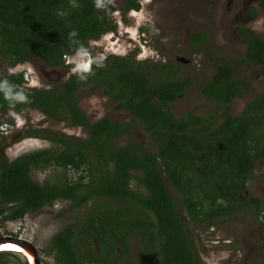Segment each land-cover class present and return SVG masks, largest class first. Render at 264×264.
<instances>
[{"label":"trees","instance_id":"16d2710c","mask_svg":"<svg viewBox=\"0 0 264 264\" xmlns=\"http://www.w3.org/2000/svg\"><path fill=\"white\" fill-rule=\"evenodd\" d=\"M257 5L264 11V0ZM139 6V0H121L119 11L125 14ZM115 25L109 10L98 12L97 0H0V69L36 56L49 68L68 70L71 64L64 55L87 49L89 40ZM235 30L245 44L244 56L234 64L215 61L214 73L200 90L215 108L204 115L187 111L176 117L171 112L169 103L182 97L192 83L189 76L179 75L178 61L147 65L130 54L104 58L92 54L87 72L71 73L49 87L25 85L23 69L4 70L0 111L36 109L48 119L80 127L87 137L37 130L32 135L53 144L10 161L0 157V220L22 218L56 201H68L75 209L107 200L102 209L93 205L84 223L73 221L53 235L51 250L57 264H95L105 254L118 264L116 248L126 252L133 235L144 240L145 246L138 250L145 264H199L173 189L196 228H209L216 219L238 212H255L264 222V198L246 191L254 172L264 178V163L260 166L264 91L239 112L233 111L234 100L253 89L250 81L238 76L239 67L257 66L264 73V39L248 27ZM72 32L75 35L70 36ZM204 44L205 35L196 32L189 47L195 51ZM97 87L103 88L116 109L128 112V121L108 115L91 121L78 107V92ZM7 88L24 99L5 98ZM136 122L146 142L129 139L117 145L120 137L130 136ZM51 166L63 168L62 177L42 183L31 177L33 170ZM70 168L77 172L74 179L66 175ZM133 180L139 183L131 186ZM83 239L89 244L80 250ZM0 264L27 263L0 252ZM250 264H264V259Z\"/></svg>","mask_w":264,"mask_h":264},{"label":"rangeland","instance_id":"374dc122","mask_svg":"<svg viewBox=\"0 0 264 264\" xmlns=\"http://www.w3.org/2000/svg\"><path fill=\"white\" fill-rule=\"evenodd\" d=\"M141 0L138 10H130L121 14L119 6L121 0H114L107 4L102 3L98 7V12L105 13L109 10L111 18L115 22L113 30L101 35L98 39L89 40L88 48L82 49V54L77 56V51L69 55L66 60L71 64L68 70L62 67L49 68L41 59L36 56L30 57L27 62L18 64L15 67L0 69V74L4 70L15 73L21 69H28L30 75L29 86L49 87L53 83L60 82L69 74L77 72L75 64L89 63L91 55L104 58L107 55H132L143 64L159 65L166 61H175L176 58L187 59L186 62H178L179 75L189 76L191 85L185 94L169 103L171 112L180 116L187 111L198 115H204L214 110V103L207 100L200 92L202 85L207 82L214 73L215 61L225 59L230 63H235L242 58L245 53V44L236 38L235 27L246 26L250 30L260 35L264 39V14L261 9H257L258 0ZM227 6H231L226 10ZM162 10L159 13L157 10ZM227 11L228 14H225ZM251 13H250V12ZM140 14L144 19L140 18ZM200 32L205 35V44L197 48L190 49V38ZM71 58V59H70ZM90 67V63H89ZM51 70V71H50ZM238 76L250 81L253 89L249 93L242 94L233 102V111L239 112L243 105L253 96L264 91L263 69L257 66L242 64L238 69ZM33 84V85H31ZM78 107L91 119L95 121L103 115H108L115 121L129 119V114L125 110L115 108V103L103 92V88L93 89L82 88L78 92ZM8 117H11L8 119ZM0 120L8 122V133H0V156L3 160L10 161L18 154L31 150L41 149L51 146L53 143L32 135L37 130H48L60 134L87 137L86 131L78 127H68L63 122H58L46 118L36 109H26L21 112L12 110L0 111ZM130 136H122L117 141V145H123L129 139H141L146 142V136L138 122L130 129ZM13 133V136L10 134ZM264 160L260 162V166ZM261 167H258L260 170ZM85 169V168H84ZM63 168L48 167L41 170H33L31 177L38 182H51L62 177ZM86 174V170H83ZM66 175L70 179L77 176V172L71 168L66 170ZM131 186L139 183L133 180ZM246 191L256 197H264V178L257 174L251 175ZM177 209L183 219L187 231L190 234V243L197 253L199 264H250L253 255L260 253L255 260L264 259V231L254 232L260 237L263 248H254L243 262L245 250L240 245L239 237L242 236V228L248 226L242 224V220L256 218L246 216L238 212L227 215L223 219L214 221L212 229L196 228L186 217L183 205L177 191L173 189ZM103 200L90 201L87 204L75 209L70 207L68 201H56L50 206H45L38 211H28L22 218L1 221L0 232L3 235H11L30 240L37 248L42 264H57L51 250V239L53 235L65 225L73 221L84 223L88 213L96 207H103ZM101 207V209H102ZM252 221H256L253 220ZM254 224V223H252ZM253 229H257L254 224ZM90 244L95 243L90 235ZM226 239H230L228 244ZM80 250L85 249L89 243L83 239ZM145 246L144 240L138 239L135 235L128 238L127 251L123 252L116 248L118 264H145L140 260V247ZM103 257V248L98 250ZM252 262V261H251ZM95 264H112V256L105 254L103 260H97ZM149 264H153L149 263Z\"/></svg>","mask_w":264,"mask_h":264},{"label":"flooded vegetation","instance_id":"af4514ba","mask_svg":"<svg viewBox=\"0 0 264 264\" xmlns=\"http://www.w3.org/2000/svg\"><path fill=\"white\" fill-rule=\"evenodd\" d=\"M229 3H230V0L228 1ZM258 2V1H257ZM228 4V3H227ZM226 3H225V5H224V7H225V9L226 10H228V9H230L231 8V6L229 5V6H227V8H226V5H227ZM257 9H260V7L259 6H257ZM159 13H162V10H157ZM250 12V11H249ZM227 13V11H225V14ZM251 13V12H250ZM228 14V13H227ZM263 14H264V11H263ZM228 15H230V16H232L231 14H228ZM244 27H246V26H244ZM236 28V27H235ZM249 28V27H248ZM250 29V28H249ZM234 33H235V35H236V38H238L239 40H242V37L241 36H239L238 35V33L236 32V30H234ZM177 59H179V58H176V60ZM187 60V59H186ZM178 61V60H177ZM178 62H180V61H178ZM183 63V62H182ZM51 71V70H50ZM78 128H80V127H78ZM81 129V128H80ZM4 131H0V133H3ZM12 136H13V133H10ZM0 150H1V148H0ZM0 157H2V156H0ZM262 198H264V197H262ZM260 206H262V203H261V205ZM253 213H255V212H251V213H249V214H244L245 216H246V218H247V216L249 215V216H252L251 214H253ZM256 216V215H255ZM252 219L253 218H247V220L246 219H243L242 220V224H244V225H246V221H248L247 222V224H249L248 226H245V227H243L242 228V236L241 237H239V239H240V245L238 246V247H241L243 250H245V255H244V258H243V262L242 263H246V261H247V257H248V255H249V253L251 252V250L252 249H254V248H263V244H261V241H260V237H257L256 236V234H254V232H256V233H260V232H262V231H264V222L263 221H261V217L259 216V217H256V218H254L253 220H256V221H252ZM252 223H254L256 226H257V229H253V225L254 224H252ZM215 224V223H214ZM213 224V225H214ZM213 225L210 227L211 229H212V227H213ZM1 235H3V233L2 232H0V236ZM226 242L228 243V244H230L231 243V240L230 239H226ZM0 252H4V254H14V255H17L20 259H21V261H23V262H25V263H27L28 264V262L26 261V257H25V255L22 253V252H20V251H17L16 249H8V250H3V251H0ZM258 255H260V253H258V254H256V255H253L252 257H253V259H254V261H256L255 260V257H257ZM11 257V256H10ZM258 260H260V259H258ZM251 261H253V260H251ZM251 261H248V263L250 262L251 263Z\"/></svg>","mask_w":264,"mask_h":264},{"label":"water","instance_id":"95a60500","mask_svg":"<svg viewBox=\"0 0 264 264\" xmlns=\"http://www.w3.org/2000/svg\"><path fill=\"white\" fill-rule=\"evenodd\" d=\"M177 60L183 63L187 61L184 58H179ZM8 249H16L22 252L28 264H42L36 246L28 239L11 235H1L0 251Z\"/></svg>","mask_w":264,"mask_h":264},{"label":"clouds","instance_id":"9594fccd","mask_svg":"<svg viewBox=\"0 0 264 264\" xmlns=\"http://www.w3.org/2000/svg\"><path fill=\"white\" fill-rule=\"evenodd\" d=\"M258 3V2H257ZM139 4H140V6H141V0H139ZM100 6V3H99V0H97V7H99ZM140 6H139V8H140ZM138 8V9H139ZM137 9V10H138ZM130 10H134V11H136V9H130ZM130 10H128V11H130ZM127 11V12H128ZM137 15H140V14H137ZM140 18L141 19H144V17L142 16V15H140ZM69 35L70 36H72V35H75V32H72V33H69ZM82 49H79L78 51H77V56H80L81 54H82ZM71 59V58H70ZM66 62V61H65ZM66 63H68V62H66ZM90 63V62H89ZM89 63H79V62H77L76 64H75V69L74 70H77V71H84V72H87L88 71V69H89ZM22 70V69H21ZM25 72H28V69L26 68H24L23 69ZM20 71V70H19ZM24 72V73H25ZM24 78V77H23ZM81 78H83V77H81ZM24 82H25V85H26V81L24 80ZM3 84H7V82L6 81H4L3 82ZM28 86V85H27ZM4 95H5V98H8L10 95H12L11 94V89L10 88H7L6 90H5V92H4ZM12 98L13 99H18V100H23L24 99V96L22 95V94H20V93H16V94H14V95H12ZM0 131H4L3 133H8V122H5V121H1L0 120Z\"/></svg>","mask_w":264,"mask_h":264},{"label":"built area","instance_id":"2783aa9c","mask_svg":"<svg viewBox=\"0 0 264 264\" xmlns=\"http://www.w3.org/2000/svg\"><path fill=\"white\" fill-rule=\"evenodd\" d=\"M63 57H64V59L66 61L69 58V55H64ZM23 77H24V80L26 81V85L30 84L31 79H30L29 73L28 72H25L24 75H23ZM31 85H33V84H31Z\"/></svg>","mask_w":264,"mask_h":264}]
</instances>
